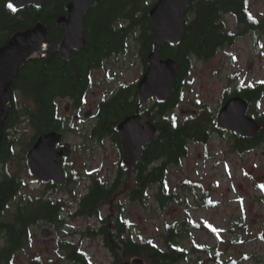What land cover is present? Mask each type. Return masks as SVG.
<instances>
[{
	"label": "trees",
	"instance_id": "16d2710c",
	"mask_svg": "<svg viewBox=\"0 0 264 264\" xmlns=\"http://www.w3.org/2000/svg\"><path fill=\"white\" fill-rule=\"evenodd\" d=\"M70 1L48 0L40 8L28 6L11 12L7 4L9 0H0V48L16 33L35 27L38 23L47 26L49 43L61 42L64 35L58 19L67 16ZM155 3L151 0H97L85 18L86 45L83 50H72L68 60L63 54H57L52 60L37 55L22 65L12 85L11 99L4 115L5 132L0 145V160L5 163L8 159H16L15 145L24 143L19 136L13 139L11 130L19 133L23 125L35 130V135L26 143L27 152L42 134L60 131L58 100L72 98L78 101L82 98L87 88L89 68L105 58L103 55L126 52V45L132 39L148 67V56L154 49V28L149 12ZM247 5L249 0H194L185 12L186 34L183 40L179 44L166 42L162 46L161 57L173 58L178 64L177 83L168 101H157L153 108L143 113L157 127L158 133L156 139L145 146L141 160L132 169L135 172L130 190L132 201L146 207L150 200H154L157 208L163 210L172 202H185L178 199L177 189L169 182L170 168L182 164L190 155L192 144L208 146L214 135L223 136L226 133L218 127L217 111L201 102L196 103L195 113L185 118H181L177 112L185 100L186 89L190 88L195 60L208 62L223 46H233L238 39L251 32H264V21L252 17ZM231 15L237 19L238 31H233L225 20ZM241 25L245 26L241 28ZM235 96L243 97L249 103V114L261 126L254 138L232 135V151L246 154L264 145V110H261L264 82L242 83L235 89L227 87L219 107ZM130 97L121 92L115 100L105 104L103 111L107 113L108 130L100 132V137L112 135L119 148L122 147V139L117 130L118 123L127 116L124 110L132 107L135 111L138 103L137 100L131 101ZM111 124L115 126L114 129H111ZM125 169L121 161V172H125ZM107 185L103 181L98 182L96 188L84 198L78 215L96 218L105 203L114 204L119 187ZM18 188L20 183L16 180H7L0 186V210H5L0 211V264H16L18 254L33 246L32 230L41 222L53 226L58 234L64 223L62 212L66 210L65 203L44 196L23 198L15 206L16 210L9 213L11 201L18 196ZM204 201L207 206H214L207 197H204ZM120 211L110 234L106 230L104 237L95 231L90 233L91 237L100 236L112 257V264H123L134 259H141L145 264H180L198 251L194 243L190 249L183 245L188 233H183L178 223L167 224L162 245L153 238L129 235V222L122 219L124 211ZM63 248L71 256H76L75 260L80 264H91L88 256L81 251L80 244L67 241ZM199 250L208 252L205 247ZM214 259L217 264H240L242 261L222 260L217 256ZM43 260L34 253L26 264H45Z\"/></svg>",
	"mask_w": 264,
	"mask_h": 264
},
{
	"label": "rangeland",
	"instance_id": "374dc122",
	"mask_svg": "<svg viewBox=\"0 0 264 264\" xmlns=\"http://www.w3.org/2000/svg\"><path fill=\"white\" fill-rule=\"evenodd\" d=\"M154 1L157 0H151V2ZM247 6L253 17L264 21V0H249ZM225 20L233 31L239 30L233 17H227ZM240 27L243 28L242 25ZM137 47L130 39L125 48L127 51L110 60L113 65L112 74L117 79L109 87H119L120 83L132 85L139 81L143 75V66L141 59L136 57L139 54ZM192 71L190 88L186 89L185 100L177 112L181 118L192 115L196 111L197 102L217 111L227 87L235 89L242 83L246 85L264 82V32L259 30L251 32L244 38L238 39L233 46H223L222 50L208 62L195 60ZM99 96L98 92L97 97ZM94 98L92 95V100ZM261 110H264V102ZM84 130L80 128L79 133H69L66 137L67 142L72 143L79 150L70 163L77 165L81 174L87 175L88 172L98 170L99 174L108 179L114 173L120 154L108 139L105 141L100 139L102 142L99 146L90 140L91 137ZM34 134L35 130L25 125L19 129V133L13 132L12 138L19 136L24 143L15 145L16 159H11L3 172L4 174L18 172L19 177L28 183L23 196L18 197L16 203L26 198L24 195L37 198L46 197V193L48 194L47 188L42 184H34L33 175L25 171L26 161L23 159L28 147L26 143ZM232 143L234 139L229 132L223 136L214 135L208 146L192 144L190 155L182 164L170 168L169 182L173 188L177 189L178 199L185 202H172L163 210L157 208L154 200H150L144 207L140 202L132 201L130 197L123 212L130 224L129 235L136 238L138 235L153 238L162 245L167 224L178 223L182 232L188 233L187 238L182 242L183 245L190 249L191 244L194 243V247L196 245L198 247V251L192 254L188 261H182L180 264H196L197 262L217 264L214 256L222 260L239 261L248 257L240 264H264L262 238L264 232V145L250 153L239 154L232 151ZM1 169L0 167V172ZM132 173L134 181L135 172ZM132 187L131 185L129 190ZM78 190L85 192L81 186L75 189L76 192ZM58 195L60 198H67L63 192ZM204 197L213 202L214 206H207ZM71 199L73 198H68V200ZM116 204L111 206L110 202H107L103 205L100 211L105 219L110 214L115 215L112 220L119 215L121 211ZM16 205L11 204L8 212L16 210ZM100 223L101 221L98 222L95 218L76 219L74 222H69V226L61 228L60 234L55 232L54 238L63 237L67 241L81 240L82 249L93 264H112L111 255L103 246L102 239L99 237L88 239V235L84 233L92 225L98 226L101 225ZM44 225L41 223L32 230L33 246L18 254L16 264L28 263L34 253L42 249L41 243L46 240L41 235L43 229L55 230L54 227ZM76 228L78 232L83 231L81 238L75 237ZM202 247L207 248L208 252L199 250ZM47 259L43 260L45 264L55 262L70 264L65 258L64 251L57 250L56 245L52 256L49 257L50 260L46 261Z\"/></svg>",
	"mask_w": 264,
	"mask_h": 264
},
{
	"label": "water",
	"instance_id": "95a60500",
	"mask_svg": "<svg viewBox=\"0 0 264 264\" xmlns=\"http://www.w3.org/2000/svg\"><path fill=\"white\" fill-rule=\"evenodd\" d=\"M48 0H9L8 9L17 12L28 6L40 8ZM194 0H158L149 12L154 28V49L148 56V69L138 84L140 103L146 104L156 98L166 102L171 97L178 76V64L173 58L161 57L162 46L168 42L179 44L186 34L185 12ZM97 0H71L67 6V16L58 19L63 28L61 42L47 41L48 28L44 23L13 35L0 48V145L4 136V118L12 95V85L22 65L34 56L52 60L57 53L70 59L72 50L85 48V18L96 5ZM11 5V7H9ZM217 115L218 127L223 131L236 133L242 138H254L261 126L256 118L249 115V103L235 96L221 106ZM119 136L124 148L126 168L133 169L141 160L143 148L153 142L157 136V127L150 121L142 124L139 114L133 115L118 126ZM63 139L61 133L52 131L42 134L28 153V162L34 177L43 181H54L58 185L66 182V172L62 165V156H70L71 146L65 144L56 154L54 147ZM43 238L53 235V231L44 228ZM264 240V232L262 234ZM57 264V263H55ZM131 264H145L134 259Z\"/></svg>",
	"mask_w": 264,
	"mask_h": 264
},
{
	"label": "flooded vegetation",
	"instance_id": "af4514ba",
	"mask_svg": "<svg viewBox=\"0 0 264 264\" xmlns=\"http://www.w3.org/2000/svg\"><path fill=\"white\" fill-rule=\"evenodd\" d=\"M234 17V16H233ZM63 29V28H62ZM64 35V31H63ZM121 53L124 54V52H120L119 54H105L103 55L105 58L101 59L100 62H97L96 64H93L89 68L88 74H87V88L86 91L83 95L82 98L77 100H73L72 98H62L58 100L59 104V114L57 120L60 121L61 123V129L60 131H55L58 133H61L63 135L62 141L57 144L54 147V151L56 154L60 153L65 146V144H70L71 146V154L70 156H62V165L63 168L65 169L66 172V177L67 180L64 184L62 185H57L55 184L54 181H49L46 183H43L39 180H37L35 177L33 179L34 184H42L45 188H47L46 193V198L51 199L53 201H62L65 203V211L62 212L64 215V223L62 224L63 227L69 226V222H74L76 219L84 218L83 216L78 215L81 212V206L84 198H86L90 192L93 190V188H96V185L98 184L99 181H103L104 183H108L107 186H118L119 187V193L118 195L116 194L115 196V203H117V207L120 210L125 211L124 209L126 208V202L128 203L130 201V188L132 184V169H125V172H121L120 170V163L123 160L124 156V148L123 143H122V150L119 148V145L115 143L114 137L112 135L104 136V138L100 137V132H104L105 130H108V121L105 119V115L107 114L104 111L105 104L109 103L112 100H115V98L121 93L124 92L127 96H131V101H138L137 107L135 111H133V108H129L130 110L126 111L124 110L125 113H127V116L123 118L119 123L118 126L121 122L126 120L127 118L139 114L142 118V124H144L147 121H150L146 116H144L143 113L147 109H151L154 107V105L157 103L155 99H153L150 103L141 105L140 100H139V89H138V82L142 78V76L145 74L144 72L147 71V65L145 64L141 52L139 50V54L136 56L141 59V63L143 66V72L142 76L139 79V81L135 82L134 84H126L125 83H120L118 86L119 87H109L113 83V81H116V76L112 74L110 60L116 57L117 55H122ZM61 54V53H57ZM56 54V55H57ZM55 55V56H56ZM99 92L100 96L97 97V93ZM92 95H94V99L92 100ZM97 97V98H96ZM135 107V106H133ZM151 122V121H150ZM117 126V130H118ZM80 128H84V132L89 135L90 140L94 143H97L100 146V142H102L100 139H108V141L116 148V150L120 154V159L118 160V163H116V168L114 169V173L111 177L108 179L104 178L98 170L88 172L86 174H81L79 170L77 169V165L74 163H70L71 159L75 157L78 153V147L74 146L72 143L67 142L66 137L69 133H79ZM115 126L111 124V129H114ZM14 130H11V137L13 136ZM52 132V131H51ZM35 135V134H34ZM39 138V137H38ZM35 144V143H34ZM33 147V145H32ZM83 148V146H82ZM145 148V147H144ZM143 148V149H144ZM11 159H8L5 163L3 160H0V167L1 172H0V186L6 182L7 180L13 181L16 180L20 183V188H18L19 193L17 194L18 196L14 198L13 201L11 202H16L18 197L23 196V191L24 189L27 188L28 183L26 182L25 179L19 177V173L17 172L16 174H10L9 172L7 174H4V168H7V164ZM26 161L25 165V171L31 174L30 168H29V163L27 159H24ZM33 177V176H32ZM124 186V188H122ZM82 187V189L85 190L84 193L80 192L79 190L76 192L75 189ZM63 192L67 195L66 197L60 198L58 193ZM51 195L50 197H48ZM26 198H29L28 196L30 195H24ZM69 197H72L73 199L68 200ZM123 199H122V198ZM111 206L114 204L110 203ZM106 208V206H105ZM4 210V209H3ZM3 210H0L1 212ZM5 211V210H4ZM115 215H109L107 219H105L101 213H99V216L95 218L98 222L101 221V225L95 226L92 225L89 229H87L84 233L88 235V239H92L95 237H104L105 230L108 234L111 233L112 227L114 226V223H112V217ZM89 218V217H88ZM122 219L125 220L126 217L124 216V213L122 215ZM116 220V219H114ZM122 222V221H121ZM129 222V221H128ZM44 223V222H41ZM40 223V224H41ZM92 223V222H91ZM39 224V225H40ZM44 226H49V225H44ZM37 227V226H36ZM52 227V226H51ZM62 227V228H63ZM98 227V228H95ZM53 228V227H52ZM95 228V229H94ZM78 229L76 228V236L75 237H80L83 231L78 232ZM54 231V230H53ZM92 231H95L100 234V236H94L91 237L90 233ZM126 233V232H125ZM73 236V235H72ZM55 237V231L54 235L52 238L46 239L42 241L41 246L42 249L40 248L39 252L36 254L43 258L44 260L48 258L46 261L50 260L49 257L52 256V252L54 250V246H57V250H63V247H66V242L63 237ZM70 237V236H69ZM81 238V237H80ZM77 244H81L80 241H72ZM64 251V250H63ZM65 253V258L70 262V264H80L77 262L76 256H71L70 252ZM131 260H128L124 262L123 264H131ZM58 264V263H57Z\"/></svg>",
	"mask_w": 264,
	"mask_h": 264
},
{
	"label": "snow or ice",
	"instance_id": "6c2138e0",
	"mask_svg": "<svg viewBox=\"0 0 264 264\" xmlns=\"http://www.w3.org/2000/svg\"><path fill=\"white\" fill-rule=\"evenodd\" d=\"M9 7H11V5H9Z\"/></svg>",
	"mask_w": 264,
	"mask_h": 264
}]
</instances>
